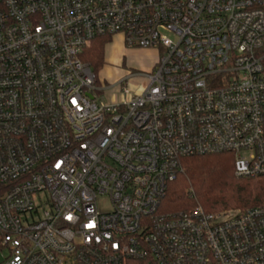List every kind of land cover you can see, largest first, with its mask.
Wrapping results in <instances>:
<instances>
[{
	"label": "built area",
	"instance_id": "obj_1",
	"mask_svg": "<svg viewBox=\"0 0 264 264\" xmlns=\"http://www.w3.org/2000/svg\"><path fill=\"white\" fill-rule=\"evenodd\" d=\"M108 37L158 54L113 103L83 61ZM218 153L264 176V0H0L5 264H264V206L160 210Z\"/></svg>",
	"mask_w": 264,
	"mask_h": 264
},
{
	"label": "trees",
	"instance_id": "obj_2",
	"mask_svg": "<svg viewBox=\"0 0 264 264\" xmlns=\"http://www.w3.org/2000/svg\"><path fill=\"white\" fill-rule=\"evenodd\" d=\"M111 38L93 41L83 61L98 74ZM182 172L167 187L160 203L165 214L201 207L206 213L245 211L264 206V176L236 177L231 153L205 154L181 160Z\"/></svg>",
	"mask_w": 264,
	"mask_h": 264
},
{
	"label": "rangeland",
	"instance_id": "obj_3",
	"mask_svg": "<svg viewBox=\"0 0 264 264\" xmlns=\"http://www.w3.org/2000/svg\"><path fill=\"white\" fill-rule=\"evenodd\" d=\"M120 43L121 39L114 37L105 47L104 66L97 74L99 86L101 89H106L100 99L107 103L119 100L117 87L123 80H127L128 88L134 91L142 87L145 83L143 75L151 72L154 67L153 61L155 64L158 61V54L154 50L128 49ZM98 208L101 211L109 210V202L100 200ZM7 257L8 252L0 248V264H5Z\"/></svg>",
	"mask_w": 264,
	"mask_h": 264
},
{
	"label": "crops",
	"instance_id": "obj_4",
	"mask_svg": "<svg viewBox=\"0 0 264 264\" xmlns=\"http://www.w3.org/2000/svg\"><path fill=\"white\" fill-rule=\"evenodd\" d=\"M122 45V42L120 43ZM123 46V45H122ZM155 62L153 61V66H154Z\"/></svg>",
	"mask_w": 264,
	"mask_h": 264
}]
</instances>
